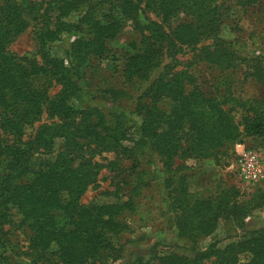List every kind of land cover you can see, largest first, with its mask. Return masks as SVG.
Returning <instances> with one entry per match:
<instances>
[{
  "label": "trees",
  "instance_id": "obj_1",
  "mask_svg": "<svg viewBox=\"0 0 264 264\" xmlns=\"http://www.w3.org/2000/svg\"><path fill=\"white\" fill-rule=\"evenodd\" d=\"M51 1L33 32L37 59L8 50L28 23L19 2L0 4V264H14L7 252L9 225L27 235L24 254L34 264H96L114 250V239L129 231L121 214L135 210L136 192L121 199L115 188L114 202H82L101 170L97 150L158 157L163 197L186 241V252L162 251L155 243L147 258L128 264H264V228L242 227L252 211H264V186L252 185L244 199L235 186L221 184L199 195L188 189L182 171L188 166L176 163L214 158L244 137L264 136V101L232 98L243 111L236 121L227 101L202 90L180 58L190 48L199 61L218 68L249 62L245 76L263 82L260 56L248 61L237 55L218 33L232 6L244 9L262 0ZM142 6L154 17L139 21V41L121 59L120 71L135 87L132 106L104 110L81 81L92 60L113 57L109 43ZM43 114L50 122L30 134ZM128 140L132 146H122ZM221 222L241 232L223 246L216 240L200 248Z\"/></svg>",
  "mask_w": 264,
  "mask_h": 264
},
{
  "label": "rangeland",
  "instance_id": "obj_2",
  "mask_svg": "<svg viewBox=\"0 0 264 264\" xmlns=\"http://www.w3.org/2000/svg\"><path fill=\"white\" fill-rule=\"evenodd\" d=\"M2 1L0 0V4ZM16 1L20 3L28 25L10 42L8 50L20 57L37 59L39 56L33 32L40 23L39 13L51 0ZM150 2L152 3L153 0ZM50 4L53 5V1ZM148 17L152 18L154 15L142 6L134 19H125L120 34L109 43L110 54L113 57L103 60L94 59L91 62L92 65L86 69V76L81 84L91 94L96 95L98 102L104 105V110L108 107L119 110L121 107L132 106L135 87L125 81L120 71L121 59L125 53L132 50L133 44L139 41L138 23L140 21V24H144ZM222 20L218 33L227 45L237 55L248 58V61L250 58L260 56L258 60L261 59L264 66V0L244 9L232 6ZM53 50L58 55H62L59 48L55 47ZM115 51L121 55H113ZM194 53L190 48L183 50L180 56L183 67H188V71L194 77L193 81L199 84L202 90L208 94L223 97L227 101L226 107L232 108L236 121H240L243 111L234 104L232 98H253L264 101V81L259 82L245 76L249 62L240 63L236 68L224 69L199 61V57ZM57 90L58 87L55 86L49 92L53 94ZM111 90L114 92L111 93ZM125 121L130 124L128 117H125ZM45 122H50V119L43 114L40 121L34 124V128L29 129L30 134H33L36 127ZM131 137L136 136L131 133ZM59 143L60 141H57V144ZM122 146L129 148L132 146V141H125ZM243 147L256 151L264 158L263 136L244 137L241 143L221 148L214 158L176 159V163L188 166L182 171L185 173L189 191L208 195L213 193L218 184L232 185L239 190L240 197L244 199L246 194L253 190V186L240 181L236 171V155ZM94 161L101 165V170L96 184L89 187L82 196L83 203L114 202L117 198L110 192L115 188L119 189L118 196L121 199L131 195L132 190L136 192L135 210L121 214V219L127 223L129 231L117 236L113 241L114 250L100 261L98 260L96 264H128L136 257L147 258L149 248L155 243L159 244L158 248L162 251L186 252L184 247L186 241L177 235L172 215L163 197V170L155 154L149 155L136 150H133L132 154H125L120 150H97ZM113 161L117 165L111 168L108 164ZM258 185L263 187L264 182ZM11 216L14 222H17L18 215L14 210H11ZM9 227L11 246L7 252L13 263L34 264L30 261L31 257L24 254L27 235L22 229L13 225ZM242 227L245 230L264 228V211L261 209L252 211L243 220ZM240 232L241 228L235 224L221 222L213 233L200 241L199 247L203 248L216 240L220 241L219 246H223L235 239L234 235Z\"/></svg>",
  "mask_w": 264,
  "mask_h": 264
},
{
  "label": "built area",
  "instance_id": "obj_3",
  "mask_svg": "<svg viewBox=\"0 0 264 264\" xmlns=\"http://www.w3.org/2000/svg\"><path fill=\"white\" fill-rule=\"evenodd\" d=\"M235 165L239 180L245 184L264 182V158L256 151L243 147L236 155Z\"/></svg>",
  "mask_w": 264,
  "mask_h": 264
}]
</instances>
